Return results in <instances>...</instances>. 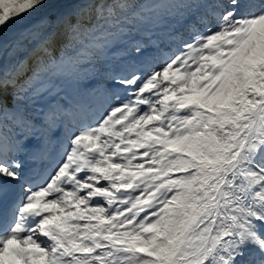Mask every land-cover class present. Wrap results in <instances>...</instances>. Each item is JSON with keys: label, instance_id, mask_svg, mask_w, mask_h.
<instances>
[{"label": "snow or ice", "instance_id": "snow-or-ice-1", "mask_svg": "<svg viewBox=\"0 0 264 264\" xmlns=\"http://www.w3.org/2000/svg\"><path fill=\"white\" fill-rule=\"evenodd\" d=\"M0 264H264V0H0Z\"/></svg>", "mask_w": 264, "mask_h": 264}]
</instances>
